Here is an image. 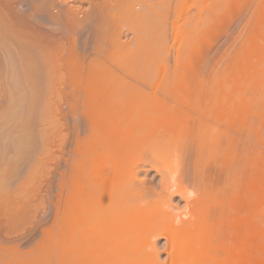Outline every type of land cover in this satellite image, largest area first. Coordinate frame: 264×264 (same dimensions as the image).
I'll return each instance as SVG.
<instances>
[{"label": "rangeland", "instance_id": "1", "mask_svg": "<svg viewBox=\"0 0 264 264\" xmlns=\"http://www.w3.org/2000/svg\"><path fill=\"white\" fill-rule=\"evenodd\" d=\"M83 1L49 0L51 4V6L49 4V14L53 16V21L47 23L44 19V24L40 20L31 18L28 14L31 8L28 9L29 6L27 7L26 3H21V5L19 0L12 1L21 5H14L16 9L15 19L17 24H19L18 26H20L19 29L30 32L31 36L34 35L36 37L35 39L38 37V40L44 45L46 60H49L51 55V59L54 58V64L51 59V61L47 62L49 68L46 76L49 78V83L47 84L50 85L48 86L50 90L48 91L47 88V91H45L41 104V111L44 113L45 119L41 118L40 122H36L37 130H40L41 135L46 137H41L39 145L29 157L30 159L28 158L29 160L27 159L26 163L23 161L25 165L24 163L22 165L19 164L21 167L18 166L16 172L8 176H5L3 169V173L1 174L0 172V176H2L0 178L3 179L0 180V264H68L67 257H69V252L65 243V211L63 203L67 176L82 177L83 174L81 173L80 175L76 169L78 167L80 169L85 164L84 160L86 158L88 160L89 152L93 151L94 146L98 148L101 140L103 143L100 146L104 145L106 147L105 142H108L107 147H110L113 139L115 140L113 137L119 134L115 129V131L103 129L106 133L105 135L101 128L96 131L100 130L98 133L102 135H95L96 131L94 135L87 132L83 127L82 116L81 118L78 117L80 109L76 108V101L84 99V96H94V94L95 98L105 99L107 96L109 98V95L112 98L117 88H111L110 86L116 87L115 83L117 82L118 86L120 85L119 87L122 88L118 87L119 94L122 93V99H125L126 93L130 90L135 93L136 91L140 93L144 91V95L142 96L141 94L139 100L137 98H139L140 94L136 93L137 95L135 96L133 95L135 93H132L133 91H130L131 93H128V96H135L139 107L143 105V102L145 105L146 102L145 109L149 108L148 110H152L157 108L169 115L174 112L173 115L178 114L182 109L183 112L185 111L184 115L187 118L189 115L192 116L194 108L195 111L197 110L196 106L200 108L204 103H206L204 104L206 106L209 101L211 102V99L220 96L227 106L226 110H228V107L229 110L233 108V114H227L229 111L225 114L224 112L226 111L221 112L224 117L226 116L225 118H228L225 119L222 117L220 110L218 108L215 109L217 104L209 103L211 110L214 107L215 111H219H216L215 119L211 113L210 116L212 115V118L207 121L209 126L212 124V129L208 128L207 130L209 131L206 130L207 133L214 132V134L212 133L214 142L210 141V145L213 143V146L210 147L216 145V147L227 148L224 150L223 159L226 160L228 169L230 166V173L234 174V176L229 173L230 170L225 169L232 177L231 181L217 184L215 177H213L212 182L216 185V191L214 201L206 218L208 230H206L205 238L200 244L197 241L195 242V247L199 248L200 245L203 252L201 258L205 256L206 258L204 259H210L207 264H264V0H164L167 4L164 6L165 9L163 7V14L161 8L157 9L158 16L162 19L156 15L158 19L155 17L154 21L152 20L156 26L151 22L154 25L151 26L153 32L150 30L149 34L139 39L140 43L143 42L145 44L146 42V49L150 46L148 50L150 53H147L148 51L140 46L139 42L140 45L135 43L138 41H136L138 37H133L134 34L123 27L124 24L121 20H117L119 25L118 22L115 23L118 26L117 29L116 25H114L115 27L112 25L116 21L112 22L108 17L109 23H105L107 27H104L105 25L103 24L100 31L99 25L96 24L99 32H96L93 28L95 33L92 34V26L96 27L94 25L96 23V21L94 23V20L96 19L93 20L92 18L93 22L90 19L85 22L81 19V13H85L88 10V4H83ZM8 2L9 0H0L1 5H5ZM5 8H7L6 5ZM200 12L201 15L199 14ZM76 13H79V15L76 16ZM65 15L67 16L65 17ZM76 17L80 18L79 23L75 22ZM71 18L73 21H70ZM155 19L158 22L160 21V24ZM27 21H29V24ZM164 23L166 26H164ZM88 25L91 26V30H89L90 26ZM111 25L113 28H111ZM80 26L85 30H80ZM87 28L88 30H86ZM114 28L117 31L119 30V34L114 31ZM164 28H166L165 35L167 36L165 38H163L165 36ZM112 33L113 36L111 37L114 40L111 45L110 40L112 38L110 39L109 36ZM151 33L152 35L155 34L154 37H151ZM156 33L158 37H155ZM162 34L163 37L161 36ZM101 35L103 37L105 35L104 40L101 41L102 43L98 41L101 39ZM150 38L157 39L154 40V43L152 40L150 44ZM108 41L110 42L109 45ZM99 43L100 45H98ZM101 45L102 47H100ZM136 45L138 48L135 47ZM98 46L100 49L97 48ZM125 46H129V50L125 49L122 51ZM155 46L156 48H154ZM117 48L121 49H119L120 52H115V49L118 50ZM142 48L144 49L143 51H141ZM160 48L164 50L161 51ZM134 50L140 51L135 52ZM121 52L124 53L118 56V53ZM162 53H165V55ZM138 55L140 60L144 58L146 61L142 59L144 63H141L145 65H142V68L137 59L139 58L137 57ZM159 58L161 62H158ZM133 60L138 63L135 62L136 64L133 65ZM152 61L155 63L153 64ZM130 62L134 67L129 65ZM123 65L127 67L129 76L124 74L126 67H123ZM160 65L161 69L159 68ZM52 66L53 69H50ZM149 67L151 68L149 69ZM154 67L156 68L154 69ZM151 69L155 71L152 72ZM128 70L130 71L128 72ZM1 71L0 69V73L3 75ZM135 71L137 72L135 73ZM130 74H134L132 75L133 77ZM146 77L148 78L147 80ZM2 78L0 79V83H2L0 84V110L7 104V101L4 103V100H7V92H3V89L7 91L4 88L6 83L5 80L3 81L4 78ZM150 79L153 81H150ZM136 80L141 81V84H138L140 82L136 84ZM110 82L112 84L107 85L108 87L105 86L108 89L106 90L104 85ZM147 83H149L150 88L145 86L148 85ZM160 84L162 87L167 86L165 91H162L165 87L159 91ZM134 85L136 89L133 88ZM212 86H216L214 89L217 88L214 92L215 94L213 93L212 95L213 97L206 93L208 92L207 90L212 89ZM138 87L139 89L137 90ZM205 88L206 90H203ZM109 90L114 91V94L110 92L108 95ZM218 91L219 94L221 92L225 94L228 91L230 94L232 91V97L231 94H226L230 100L232 99L230 102L227 98L229 104L232 103V106H228V103L226 104L227 100L224 99L227 96L224 97L222 94L218 96ZM97 94L99 97H96ZM119 94L114 98L115 105L119 104L118 101L121 98V95L118 97ZM208 96L212 97L209 101L206 98ZM132 97L130 98H135ZM143 97L147 98L143 99ZM116 98L118 99L117 101ZM136 99H134L135 102ZM236 99L237 103H235ZM73 100H76V106L73 104ZM174 100L178 102L175 103ZM122 101H120L119 107L118 105H113V102L109 104L105 101L106 104L104 102L101 103L103 105L100 104V106L94 108H96V112H99L101 107V112L103 113V111L108 110L109 105H113L112 111L116 108L115 110H119L118 112L129 113L135 106L138 107V103L135 105L134 101L127 100L131 106H129L130 104L125 106ZM122 103V107L124 106L125 109L120 108ZM132 103L134 104L133 106ZM148 104H153L154 108L150 105L148 107ZM110 107L109 111L112 109V106ZM235 107L237 111L234 110L236 109ZM104 108L106 109L104 110ZM177 108L178 110L179 108L181 109L178 111ZM48 110L52 112L50 113ZM136 111L139 110L136 109ZM45 113L50 117L53 115L51 119L47 115L49 121L51 120L50 123L52 124L53 122V128L49 124ZM99 114L96 113V116H99ZM234 114L235 116H232ZM219 115H221L223 120L220 119ZM193 117L190 120L186 119L189 127ZM212 120L215 122L213 123ZM150 122H148V129L145 126L146 122L144 123L143 127H146L147 130L144 128L146 131L141 130V132L146 134L151 128H157L155 127L157 125L155 121H152V124L153 122L155 123L154 127L150 125ZM160 125L162 123H158L157 126L159 127ZM40 126L43 127V130L39 129ZM44 129L47 130L45 131ZM159 130H162L161 127ZM105 136H109L111 139L108 137L109 139L107 140V138H104ZM103 138L107 141H104ZM116 139H118L117 136ZM110 140L112 141L110 142ZM89 145L90 148L93 146L92 150ZM114 146L117 145L114 144ZM114 146L111 145V147ZM85 150H90L88 151L89 155L86 153L88 156L84 154ZM96 150L94 149L95 152H97ZM95 152L94 154L91 152V156L96 155ZM84 155L87 157L85 158ZM4 160H6V157L0 153V165ZM149 173L147 177L142 176V178L151 180L155 176V172L150 171ZM219 175L227 177V173ZM1 181L8 182L6 183L8 186L4 182L2 184L4 187H2L1 183L3 182ZM173 205L182 207L183 203H178V198H176L173 201ZM163 245L164 240L159 239L157 246L161 248ZM73 251H75V248ZM165 257V255H162L161 259L164 260ZM71 259V264H78L76 255L74 257L72 255Z\"/></svg>", "mask_w": 264, "mask_h": 264}, {"label": "bare ground", "instance_id": "2", "mask_svg": "<svg viewBox=\"0 0 264 264\" xmlns=\"http://www.w3.org/2000/svg\"><path fill=\"white\" fill-rule=\"evenodd\" d=\"M12 1L13 0H9L8 3H5L7 8H5V5L0 4V69L3 73V75L0 73V79L3 76L4 79H2L3 81L5 80L6 83H4L6 87H4V84L3 87L7 90L4 91L5 89H3L2 87L3 92H7V100H4V103H6L5 101H7V104L3 109L0 110V153L2 156L6 157V160L1 163L0 167L2 168L0 169V172L2 174L3 171H5V176L16 172L19 164L22 165L24 163L23 161H25L26 163L30 159L29 157L38 147L41 137L45 136L41 135L42 133L40 130H37L38 127H36V122H40L41 118H44V113L41 111V104L42 99L45 95V91H47L48 86H50L49 84H47L49 83V78H47L46 76V74H48L47 71L49 68V64L47 62L54 59H51L52 56L50 55L51 57L49 56V60H46V51L43 48L44 45L41 43V41L38 40V37L37 39H35L36 37H34V35L31 36L30 32L19 29L20 26H18L19 24H17V20L15 19L16 9L14 8V5L26 3L27 7L29 6L28 9L31 8L30 13H28L29 10L27 11L31 18L40 20V22L42 21V23L44 24V19L47 21V23L53 21V16L49 14V0H19L20 4L18 2ZM83 2V4H88V10L85 9L86 12L81 13V19L84 22L86 20L88 21L89 19L92 20V18L93 20L96 19L94 20V23L96 21L94 25H99L101 31V27H103V24L105 25L104 27H107V24L105 23H109L108 17L110 18V21H116L112 24L113 27H115L114 25H116L115 23L117 22L119 25V21L117 20H121L124 24L123 27L127 31L132 32L134 34L133 37H138L136 39V41H138H134L135 43H138L139 39L143 38L144 35L149 34L151 26L154 24L152 20L156 17V15L158 18L162 19L158 16L159 13L157 12V9L161 8L162 12V10L165 9L164 6L167 4V2H164V0H85ZM199 14L201 15V12ZM75 15L77 16L79 15V13H76ZM66 16L67 15H65V17ZM79 19V17H76L75 22L79 23ZM71 20L72 18L70 19V21ZM121 21L120 25L122 26ZM151 22L153 24H151ZM156 22H158V20ZM27 23L29 24V21H27ZM97 25L96 27L92 26V29L94 28L96 32L99 29ZM112 25L111 28H113ZM81 26L80 30H85ZM164 26H166V24ZM94 29L92 30V34L95 33ZM114 29V31H117L116 28ZM165 29L166 28H164L163 30L164 35ZM86 30H88V28ZM89 30H91V26ZM151 31L153 32V29ZM117 32L119 34V30ZM154 35H152L151 33V37H154ZM111 36H113V33L109 36L110 39L112 38ZM161 36L163 37V34ZM97 37H95V39ZM104 37L101 35V39L98 40L97 38V40L102 43L101 41L104 40ZM155 37H158L157 33ZM165 37L167 36L165 35L163 38ZM109 38H107V40H109ZM156 39L150 38L149 43L151 44L152 40L154 43V40ZM113 40V38L112 40H110L111 45L113 44ZM140 41L142 42V40ZM100 43L98 45H100ZM109 44L110 42L108 43V45ZM140 44L139 45L144 47L145 49L147 48V45H145L146 42L145 44H143V42ZM137 45L135 47H137ZM129 46L120 48H122V51L125 49L129 50ZM156 46L154 48H156ZM100 47H102V45ZM149 47L148 49H146L147 51L149 50ZM97 48H99V46ZM119 49H115V52H120L121 49ZM143 50L144 49L142 48L141 51ZM163 50L164 49H161V51ZM124 52L118 53V56H120V54ZM147 53L150 52L148 51ZM162 54L165 55V53ZM137 57H139V55ZM137 59L142 68V65H144L142 64L144 63V58H142L143 60L141 59L142 61L140 60V57ZM161 59L158 62H161ZM135 62L133 63V65L138 63ZM158 62L156 64H158ZM52 63L54 64V60ZM129 65H131V62ZM133 65H131V67ZM53 66L50 69H53ZM124 66L125 65H123V67ZM138 67L140 69L139 65ZM150 68L151 67H149V69ZM155 68L156 67H154V69ZM159 68L161 69V65ZM154 69H151L152 72L155 71ZM124 71V74L128 75L127 67ZM129 71L130 70H128V72ZM136 72L137 71H135V73ZM147 79L148 78L146 77V80ZM151 79L150 81H153ZM150 81L148 80V82ZM120 82H122V80H120ZM135 82L136 84L138 82H140L138 84H141V81L136 80ZM114 83L113 85L116 84V87H110L117 88L116 92L112 91L115 89L108 91V95L110 94V92L115 93V95H112V98L110 97V95L109 98L108 96L106 98L103 96L105 99L95 98V94L94 96L90 94L92 97L84 96V99L80 101L75 100L77 104L76 108H79L81 111L80 112L78 110V117L81 118L82 116L83 127L87 132L93 133L94 135L95 131L101 128L102 130H116L117 133L119 132V134L116 133L118 139H116V136H114L113 138H115V140L113 138V141L110 140V142L112 141L113 143H111L112 146H114V144H116L117 146L111 147L110 145V147H107L108 142H105L106 147L104 145V147L100 146V144L103 143V141L101 140V143L98 144L99 149L94 146V149H97V152L94 151L92 146L91 148L93 149V151L88 150L90 151V156L91 152L92 154H94L95 152L96 155H93L91 157L89 156L88 160L90 161L86 160V157L89 155L88 151H86L90 148L89 145V148L84 151L85 153L83 152L84 154H88H86L87 156L84 155L86 158V161L84 160L85 164H83L80 169L79 167L76 169L80 173V175L82 173L83 176H80L79 178L70 175L67 176L64 188L65 194L63 196V203L65 211V243L69 252V257H67L68 264L72 263V255L73 257L74 255H76L78 264L209 263L210 259H204L206 258L205 256L201 258V255H203V252L201 251L202 249L200 245L199 248H196L195 242L197 241L200 244L201 241H203L205 238L206 230H208L206 225V218L211 204L214 201V194L216 191V185L212 182L213 177H215L217 184L219 182L222 183L225 181H231L230 179H232V177L230 176V166L228 169V167L226 166L227 162L223 159V155L225 153L224 150L227 148L218 146L216 147V145L214 147H210L213 146V143H211L212 145H210V141L214 142V132H212L213 134L207 133V131H209L207 130L208 128L212 129V124L210 123L211 125L209 126L207 121L212 118V115L215 119V116L217 115L216 111H218H215L213 107L212 110L214 111L212 112L210 108L211 103L217 104V106H215V109L218 108L220 110V113L226 111L224 112V114L227 113V111H229L227 114H233V108L229 110L228 107V110H226L227 106L224 104L222 97L220 96L222 92L219 94L220 90L218 91V96L220 97H217L216 95L217 98L211 99L213 97V93L215 92V90H217V88L214 89V87L216 86H212V89L207 90L208 92H206L207 94L209 93V96H212L206 97L208 101L209 99H211V102L209 101L210 104L208 103L205 106L204 104L206 103H204L202 104V106H200V108L199 106L197 108V106L195 105L197 110L195 111L194 108V113L191 114L192 116H194L192 118L193 125L192 122H190L191 126L189 127L186 119L190 120L192 116L187 113L189 116H187L186 118V116L184 115L185 111L183 112L181 108H179V110L181 109V112L177 108V110L179 111L178 114L173 115L175 112L171 113L169 111L172 114L169 115L164 111H161V109H145L144 106H146L147 103L145 102L144 105L143 102L142 105V103L140 102L142 105L140 106L142 108L141 109L139 107L138 100L140 99L141 94L142 96L144 95V91H141L143 93L136 91V93L140 94L139 98H137L138 100L135 97L137 94L133 90L130 91H133L132 93H135L133 94L135 96H128V93H131L130 91H128V93H126L125 99H122V93L119 94L120 91H118L120 85L118 86V82L115 84ZM109 84H112V82L104 85V88L108 87L107 85ZM147 84L148 85L145 86H148V88H150L149 83ZM153 84L155 83L153 82ZM153 84L151 85L153 86ZM159 87V91H161L165 86L162 87L160 84ZM166 87L162 91H165ZM49 88L48 91L50 90ZM133 88L136 89L135 85ZM138 89L139 87L137 88V90ZM106 90L108 89L106 88ZM203 90H206V88ZM227 93L228 95H230L232 91L230 94L229 91L225 94H222V96L224 97L227 96L226 99H223L227 100L226 104L228 103V106H232V103L229 104L230 99L228 98L229 96L226 95ZM117 94H119L118 97H120L121 95V98L118 101L119 104L120 101L123 100L122 102H124V105L126 106L127 104H130V102L128 103L127 100L134 101V99H136V102L134 101L133 103L135 105H137L136 103H138V107H131L133 108V110H130V104L128 106V109L130 110V112L128 111L129 113L122 111L118 112L119 110L117 109L118 111H116V108L114 109V111H112L113 105L116 104L114 98ZM96 97H99L98 94L96 95ZM130 97L135 98L131 99ZM145 98L143 97V99ZM117 100L118 99L116 98V101ZM75 101L73 100V104L76 106ZM105 101L109 104L110 102H113V105H109V107L112 106V109H110L111 111H109L108 107V110H106L105 112L103 111L102 113L100 107V111L96 112V106H100V104L104 103ZM231 101L232 99L230 100V102ZM233 101L235 102V100ZM174 102L176 103L178 101L174 100ZM237 102L238 101L236 99L235 103ZM133 103L132 106L134 105ZM119 104L117 103L118 107ZM122 105L123 103L120 105V108L123 109L124 106L122 107ZM149 105L150 104H148L147 106L149 107ZM233 105L236 106L234 103ZM150 106L153 107V104H151ZM105 109L106 108H104V110ZM136 109L139 111H136ZM234 110L237 111V108ZM48 111L50 113L52 112L50 110ZM191 111H193V109H191ZM96 113H101L103 115L99 114V116H96ZM211 113L212 115L210 116ZM45 114L47 118L49 115L47 113ZM219 116L221 117V115ZM232 116H235V114ZM51 117L49 116L48 118L51 119ZM222 117H224V115ZM222 117L220 119H222ZM48 118L47 120L49 121ZM42 121L44 120L42 119ZM152 121H155L157 125L158 123H162V125H160L159 127L156 125L155 127L157 128L153 129L150 127L151 129L148 131V133L150 132V134H148L147 132L146 134H144L145 132H141V130L143 131L146 129V127H143L145 122L147 123H145L147 129L149 127L148 122H150V125H153L154 127L155 123L153 122L152 124ZM50 122L51 120L49 121V124H51ZM212 122L214 123L215 121L212 120ZM52 125L53 122L51 126ZM160 127L162 129L161 131L159 130ZM42 128L43 127L40 126L39 129ZM154 129H158V131ZM44 130L46 131L47 129ZM104 130L103 134L106 135ZM99 131H96L97 133H95V135L99 134ZM159 131L160 133H158ZM107 132L111 133L109 131ZM99 135L102 134L100 133ZM108 137L105 136L104 138H107L108 140L110 138ZM107 140L104 139V141ZM225 169L230 170V174H228V171ZM150 171L155 172V176H153L151 180L142 178V176L147 177L150 174ZM223 173H227V177L219 175H225ZM231 175L234 176V174ZM0 180L3 179L0 178ZM5 180L8 181L7 179ZM6 181H4L5 184L8 183ZM4 182L1 183L2 187H4V185H2L4 184ZM6 186L8 185L6 184ZM176 198H178V203H183L182 207L173 205V201ZM159 239L164 240V245L161 246V248L157 246ZM74 248L76 252L73 251ZM162 255L166 256L164 260L161 259ZM203 259L206 261H204Z\"/></svg>", "mask_w": 264, "mask_h": 264}]
</instances>
